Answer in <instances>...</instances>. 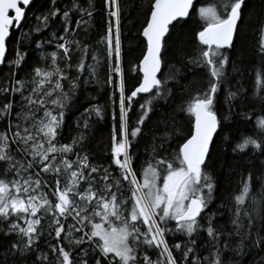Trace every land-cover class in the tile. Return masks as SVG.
Segmentation results:
<instances>
[{"label":"snow or ice","instance_id":"obj_1","mask_svg":"<svg viewBox=\"0 0 264 264\" xmlns=\"http://www.w3.org/2000/svg\"><path fill=\"white\" fill-rule=\"evenodd\" d=\"M32 3L0 0V65L5 64L12 29L22 28ZM103 3L107 26L98 41L104 46L103 66L90 43L77 38L81 31L87 35L95 23L93 0H88L87 7L72 0L64 8L60 0H50L49 6L35 15L37 23L17 38L15 58L8 61L9 77L0 88L3 94L21 97L15 123L10 118L13 101L0 108V119L9 118L8 129L0 133V264H244L245 256L253 257L250 264H264V174L255 177L262 188L259 197L253 192L255 181L249 173L240 193L233 197L231 216L226 223L218 224L224 219V207L210 211L217 181L207 170L215 138L224 131L233 112L239 111L235 102L245 95L243 85L233 84L228 67L231 64L240 76L248 71L242 55L236 60L231 55L246 0H225L223 14L214 5L197 9L194 0H151L138 33L143 49L138 63L130 67L137 80L130 92L123 64L122 9L119 0ZM194 12L203 26L194 35L197 53L189 55L179 50L178 59L186 69L183 71L165 59L167 37ZM73 13L79 14L75 27L71 26ZM57 21L58 30L46 39L35 40L38 62L31 67V79H16L28 56L21 46ZM47 47L55 50L48 52ZM256 52L260 67L255 69V83L258 90H264V20ZM90 53L94 63L86 64ZM74 56H78L75 65ZM166 64L169 70L164 73ZM197 69L205 70L203 82H198L191 99L165 113L153 127L151 156L142 178L138 177L133 148L144 135L146 121L158 107L165 106L159 101L169 107L174 102L169 81L180 86V81L195 75ZM73 71L76 76L71 75ZM64 81H68L67 91ZM101 82L114 89L110 96L111 162L107 167L93 164L84 151L94 123L92 117H105L102 106L92 102L95 97L86 98L87 106L76 119L77 135L70 143L60 142L66 113L77 90ZM221 92L227 109L223 114L217 107ZM140 94H148V99L140 104V115L132 126L129 114L134 98ZM259 98L264 111V95ZM240 114L250 119L246 112ZM184 116L190 125L187 135L174 159L169 160L164 153L171 148V139L183 131L180 121ZM256 127L264 132V116L257 117ZM249 146L264 155V137H243L233 151L243 153ZM125 190L130 195L125 196ZM45 232L55 240L48 243L49 252L40 249ZM202 234L207 237L203 246L211 248L207 256L199 254ZM170 235L179 236L182 242L170 245ZM174 250L181 253V258ZM153 252L158 254L156 260Z\"/></svg>","mask_w":264,"mask_h":264},{"label":"trees","instance_id":"obj_2","mask_svg":"<svg viewBox=\"0 0 264 264\" xmlns=\"http://www.w3.org/2000/svg\"><path fill=\"white\" fill-rule=\"evenodd\" d=\"M50 0H33V3L29 6L26 11V17L22 24V28L17 30L12 29V35L7 42L8 53L4 65L0 67V88L5 86V81L9 77L8 61L15 58V51L17 48V38L21 37L22 31H27L33 27L37 22L35 15L43 9L49 6ZM95 8L97 10L94 16L95 23L89 30V33L85 35L83 31L80 32L78 39L87 40L92 46L94 54L101 59V64H104V46L99 44L101 36L104 34L107 26V8L104 6L103 0H93ZM72 0H60V6L62 8L70 6ZM77 3L83 7L88 6V0H77ZM122 9V46H123V64L126 72V88L130 92L136 84L137 80L135 75L130 71L132 63H138V57L141 55L143 45L141 44L142 38L138 36L139 31L142 30L146 15L150 7L151 0H119ZM195 6L198 9L201 6H216L218 11L223 14V4L225 0H195ZM79 18L78 13H73L72 27H75V20ZM264 20V2L262 0H246V7L244 8L243 20L240 22V30L236 38V49L231 53L233 60H236L238 56L242 55L244 60V66L248 71L244 72L243 76L237 75L231 64L228 67V72L231 77H234L233 84L239 82L243 85L245 95H242L236 102L237 109L232 114V119L227 122L225 129L215 138V144L212 147V157L208 161V171L213 175L217 181V190L215 202L211 205L210 211L215 210L218 206L223 205L224 207V219L218 221V224H224L227 222L228 217L231 216L230 208H233V197L240 193L242 189V181L247 178L248 174L251 173L254 181L255 177L264 174V155L253 150L251 146L241 153L239 151L234 152L233 148L243 137L252 136L253 138L260 139L264 137V132H261L256 127L257 117L264 116V111L261 110L260 95H264V90H258L255 83L256 72L255 69L260 67V58L257 55L256 47L258 41V32L261 21ZM203 26V21L200 20L197 13H193L190 18L186 21H181L175 28L172 29L171 35L167 37V54L165 59L168 64H174L177 68H182L181 61L178 59L179 50L186 51L189 55H195L198 51V45L194 40L195 32L200 30ZM60 27L59 21L54 23L51 28L46 30L42 35H35L34 38L29 41H25L21 46V51H27L28 56L22 67L18 72L16 79H31V67L35 66L38 62V53L35 49V40L46 39L53 31L58 30ZM55 50L54 47H47L46 51L50 52ZM90 53L86 57V64L94 63L91 59ZM78 62V56L73 57V64ZM168 64L165 65L163 72H168ZM186 71V69H183ZM106 68L101 71V76L105 75ZM87 73H85L86 75ZM72 76H76L77 73L73 71ZM206 73L204 69L195 70V75L189 74L186 80L180 81V86L176 85L175 81H169V87L174 89L173 100L171 107L165 104L164 101H159V104L165 105L164 107H158L156 111L151 114V119L146 121L144 127V135L139 139L138 143L133 148L134 166L138 173V177L142 178L141 174L143 167L146 166V161L151 156L150 151V132L156 125L158 120L164 116L165 113L170 114L171 109L177 105L191 99L196 94L199 83L203 82V78ZM118 79V78H116ZM65 91L68 90V81H64ZM184 89H187L185 91ZM114 91L113 88L107 87L101 82L99 85L92 83L90 85L81 86V89L77 90L76 97L72 101V107L66 113V121L63 127L62 136L60 137L61 143H70L72 138L77 135L76 119L83 111V107L87 106L86 98L90 99L95 97L93 103H96L105 111V117L100 120L96 117H92L94 123L89 132V138L84 145V151L88 152L92 158L93 164H103L107 167L110 164V133L112 129V100L110 96ZM27 95V92H25ZM118 92L116 93L117 105L115 108L117 119L119 114L118 108ZM148 99V94L139 95L134 98L133 109L130 112L131 125L135 126V122L140 115V104H143ZM9 100L13 101V109L11 113V119L16 122V113L20 111L21 97L19 94H3L0 92V108ZM155 103V102H154ZM218 109L221 110L222 114L226 113L227 109L224 105V93L221 92L219 96V102L217 104ZM246 112L250 119H245L240 113ZM42 114V113H41ZM8 119H0V133L6 132L8 129ZM188 118L184 116L180 121V127L183 131L178 137L171 139V148L168 149L164 155L169 159H174L176 152L178 151V145L183 142V137L187 135L189 128ZM227 135L229 139L225 141L223 137ZM79 150V146L77 147ZM74 158V157H73ZM115 175L118 172L115 171ZM11 179V177H9ZM54 183V181H52ZM253 192L259 197L262 192L261 184L259 181L254 182ZM125 196L130 193L125 190ZM130 207V205H129ZM248 210H252V205L249 202ZM72 221L69 220L68 223ZM47 220L45 221V226ZM171 227H174V222ZM0 227H3L0 224ZM79 235V234H76ZM54 236V233H53ZM207 239L206 234H202L200 238V250L199 254L202 256L209 255L211 250L210 246L204 247L205 240ZM55 243L51 237H48L47 232L44 234V239L40 241V249L43 252H49L48 243ZM170 245L177 242H182V238L179 236L169 237ZM67 249L68 245L65 242ZM174 254L181 258V253L175 252ZM78 255V253H77ZM264 255V253H261ZM158 254L152 253L153 260L157 259ZM259 259V257H256ZM253 260L252 256L244 257V264H250Z\"/></svg>","mask_w":264,"mask_h":264},{"label":"water","instance_id":"obj_3","mask_svg":"<svg viewBox=\"0 0 264 264\" xmlns=\"http://www.w3.org/2000/svg\"><path fill=\"white\" fill-rule=\"evenodd\" d=\"M194 2H195V0H194ZM0 67H1V65H0ZM140 95H144V94H140Z\"/></svg>","mask_w":264,"mask_h":264}]
</instances>
